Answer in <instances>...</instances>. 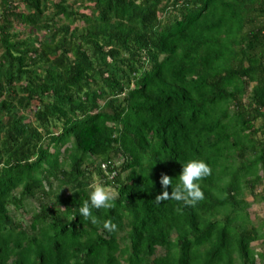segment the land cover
<instances>
[{"label": "trees", "instance_id": "16d2710c", "mask_svg": "<svg viewBox=\"0 0 264 264\" xmlns=\"http://www.w3.org/2000/svg\"><path fill=\"white\" fill-rule=\"evenodd\" d=\"M263 179L264 0H0V264L264 262Z\"/></svg>", "mask_w": 264, "mask_h": 264}, {"label": "clouds", "instance_id": "9594fccd", "mask_svg": "<svg viewBox=\"0 0 264 264\" xmlns=\"http://www.w3.org/2000/svg\"><path fill=\"white\" fill-rule=\"evenodd\" d=\"M211 175V168L203 160H190L183 164L182 172L178 176V183L173 186L172 177L163 174L160 179V184L163 187L162 194H158L154 201L160 204L163 201L174 200L182 202L184 206H196V204L204 199V193L198 181L203 180ZM169 185H172V191L167 190ZM90 200L85 201L79 208V214L84 220L90 221L92 224H97V218L93 216L91 209H110L114 207L113 201L116 195L110 189L102 184L93 182L90 186ZM178 213H182L181 208H177ZM116 225L110 220L105 221L103 228L108 231H115Z\"/></svg>", "mask_w": 264, "mask_h": 264}, {"label": "rangeland", "instance_id": "374dc122", "mask_svg": "<svg viewBox=\"0 0 264 264\" xmlns=\"http://www.w3.org/2000/svg\"><path fill=\"white\" fill-rule=\"evenodd\" d=\"M62 151L63 149L61 150V152ZM93 182L99 184V180L95 177H93ZM107 188L113 192L111 188L109 187ZM257 190L259 192L264 190V179L262 180L261 184L257 187ZM246 199L249 204V206L247 207V212L249 214V217L251 218L252 222H254L257 225L260 223V220L264 218V214H263L264 202L262 201H257L256 203L254 201L252 202L251 196H246ZM31 206H33L35 210H37V204L35 203V201H30L29 207ZM16 216L18 217L19 214L17 213ZM23 218L26 221V223H28V215L24 214ZM252 247L256 250V252H261L262 250H264V248L260 246L259 243H252ZM256 264H264V262H259L258 260H256Z\"/></svg>", "mask_w": 264, "mask_h": 264}, {"label": "built area", "instance_id": "2783aa9c", "mask_svg": "<svg viewBox=\"0 0 264 264\" xmlns=\"http://www.w3.org/2000/svg\"><path fill=\"white\" fill-rule=\"evenodd\" d=\"M104 167V166H103Z\"/></svg>", "mask_w": 264, "mask_h": 264}]
</instances>
